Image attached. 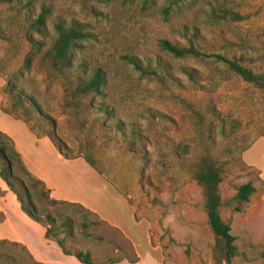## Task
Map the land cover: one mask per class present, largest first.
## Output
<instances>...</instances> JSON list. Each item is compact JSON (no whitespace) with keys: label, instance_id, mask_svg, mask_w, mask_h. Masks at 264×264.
Segmentation results:
<instances>
[{"label":"rangeland","instance_id":"rangeland-1","mask_svg":"<svg viewBox=\"0 0 264 264\" xmlns=\"http://www.w3.org/2000/svg\"><path fill=\"white\" fill-rule=\"evenodd\" d=\"M43 8L40 34L30 24ZM58 21L90 33L71 51L73 72L50 55ZM189 38L205 53L264 72V0L0 2V131L35 179L16 168L39 215L74 221L66 249L89 251L97 263L132 260L131 239L141 253L162 245L163 264H226L194 179L207 158L220 170V215L235 236L230 264H264V181L244 160L264 136V91L214 59L172 58L159 47L161 39L187 45ZM124 56L159 65L168 84L141 75ZM97 68L106 81L80 94L75 82ZM248 181L255 191L235 211L236 190ZM53 185L60 198L47 197ZM9 211L17 234L0 212V264H42L15 236L28 238L37 258L60 263V248ZM83 220L99 223L85 234Z\"/></svg>","mask_w":264,"mask_h":264},{"label":"trees","instance_id":"trees-1","mask_svg":"<svg viewBox=\"0 0 264 264\" xmlns=\"http://www.w3.org/2000/svg\"><path fill=\"white\" fill-rule=\"evenodd\" d=\"M16 1L19 0H0V2L4 3H14ZM181 1L182 0H170L171 4H177ZM163 10L164 13H168L169 9L168 7H165ZM46 14L47 11L43 8L34 22L30 24V28L41 34V27L44 25ZM53 28L56 32V37L50 49L51 58L54 64L56 63L55 65H60L68 71L73 72L76 67L71 62V51L77 46L79 40L87 38L90 33L84 31L76 23L66 24L63 21L55 22L53 24ZM159 47L172 58H196L200 60L214 59L216 62L226 65L228 70L240 77L243 81L264 91V72H254L249 67L241 64V60L228 59L224 55L217 53H205L193 43L191 38L188 39L187 45H179L167 39H161L159 41ZM123 59L141 75H151L156 77L161 83L168 84V78L164 76V73L159 65L151 66L147 62L144 63L132 56H124ZM187 74L193 81L195 80L192 72L189 71ZM105 81L104 72L100 68H97L89 77L77 80L75 82L76 89L80 94L97 92ZM50 138L52 139L53 136H50ZM14 161L17 162L18 167L14 165ZM86 161L91 163L88 159H86ZM0 162V179L15 195L22 212L28 218L40 224L44 228V237L48 240L54 241L59 246L63 254L72 255L83 264H114L119 262L118 259H109L104 263H97L93 261L92 255L89 251H70L65 248V240L67 238H73L74 221H72L70 217H65L63 221H56V218L50 214H44L42 216L39 215V211L32 202L30 192L23 183L22 179L15 174V171L16 168H20L26 174H30L23 165L20 155L15 149L13 140L1 131ZM30 178L35 180L32 176ZM194 179L202 187L203 209L206 214L207 225L214 235L215 245L217 249L220 248L224 252L225 263L230 264V260L236 255V246L234 244L235 236L231 233V228L228 222L224 221L220 215V209L223 205L218 188V184L221 181L220 170L211 160L204 158L198 164ZM17 186L21 189L22 193L18 190ZM254 191L255 188L250 181L241 184L237 188L233 197V200L236 201V205L233 209H235V211H240L239 205L247 203ZM47 197H50L49 192ZM50 200L52 203H61L63 205L69 204L66 201H58L55 199ZM74 205L75 204H73V206ZM86 212L88 213V211ZM97 223H99V221L83 220L79 225L81 226L82 231L86 234L85 230L90 225ZM262 256L264 258V252ZM31 258L33 259L32 256Z\"/></svg>","mask_w":264,"mask_h":264},{"label":"crops","instance_id":"crops-1","mask_svg":"<svg viewBox=\"0 0 264 264\" xmlns=\"http://www.w3.org/2000/svg\"><path fill=\"white\" fill-rule=\"evenodd\" d=\"M244 160L247 163V166L251 167V169L253 170L255 169L258 172L260 179L264 181V136L255 140L252 143L251 147L245 151ZM45 183L46 184L48 183L47 185L51 184L50 180L49 181L46 180ZM54 189H55V186L50 188L49 196L51 198H56V199L60 198V196L58 197L56 196L57 193L55 192ZM62 199L67 200L66 198H62ZM260 199H261V219L264 222V192L263 194H261ZM9 210H12L15 216L19 218L20 220L25 221L31 224L33 227H35L39 232L41 240L45 244H52V242L55 243L54 241L48 240L44 237V228L40 224L28 218L22 212V210L20 209L19 202L16 200L15 195L7 188L6 184L4 186L0 182V212L3 214L4 220H5L4 225H7L8 228L12 230V232L13 230L15 232L16 227L14 226L11 220V217H9V214H10ZM15 234H17V231L15 232ZM0 237H3L2 232L0 233ZM13 239H16L17 241H19L25 247L27 252L33 257L35 261L42 263V264H49L46 259L37 258L33 250V247L31 246V242L28 238H25V237L19 238L18 236H15ZM149 239L150 238H148L147 243H149ZM129 241L132 245V250L134 251L135 256L132 258V260H128L127 258H122L121 260H119V262H116L114 264H143L144 261L146 260L149 261L150 264H163L164 263V251H163L162 245L157 244L155 245V247H150L152 248V250H144V252L141 253L138 247L136 246V244L131 239H129ZM61 254L62 255L60 258V263H57V264H83V263H80L72 255H65L62 253V251H61ZM167 263L170 264L169 262Z\"/></svg>","mask_w":264,"mask_h":264}]
</instances>
